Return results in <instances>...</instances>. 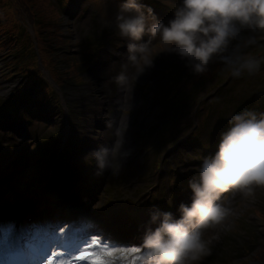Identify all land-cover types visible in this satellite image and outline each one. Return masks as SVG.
Instances as JSON below:
<instances>
[{
    "label": "rangeland",
    "instance_id": "rangeland-1",
    "mask_svg": "<svg viewBox=\"0 0 264 264\" xmlns=\"http://www.w3.org/2000/svg\"><path fill=\"white\" fill-rule=\"evenodd\" d=\"M120 2L121 0H0V103L11 95L10 92L14 93L34 80V86L40 87V100L49 101L53 105L52 117L38 111V105L27 112L32 117L23 112L31 122L21 121L20 127L12 126L6 117L0 118V146L10 147V151H26L32 143L33 146L37 143L38 136L47 137L61 130L62 140L73 136L74 143L69 148L72 152L69 156V168H72L78 178L76 186L80 188L84 182L92 184L93 189L97 188L96 205L99 208L106 205L108 212L117 215L116 223H122L115 230L125 228L129 235H134L131 224L134 218L145 222L144 229L148 212L153 206L175 213L179 203L190 198L191 194L187 193L186 187L178 193L176 188L183 186L195 174L196 166L199 167L197 159L209 154L208 150L199 145L210 146L218 133L221 134L230 127L228 121L231 116L242 111L239 109L243 106L250 107L258 102L262 104L264 67H259L253 74L233 76L225 86L217 87L215 94L209 100H204L205 109L197 113V119V110L191 109V118L194 116V120H188L189 125L181 128L177 135L183 141L173 146L163 145L156 139L157 132H151L154 122L159 121L154 120L158 107L154 106L151 112L148 104L147 108L137 109L138 90L142 92L146 86L148 100L152 103L151 97L158 91L159 85L163 81L161 88L165 89L169 85L163 71L164 62L179 64L181 61L174 55L160 53L154 60V66L135 84L130 98L112 83L111 77L116 74L125 52V42L116 39L108 22L114 18ZM143 2L150 5L159 18L167 20L170 17V6L161 0ZM251 37L257 39L264 36L254 34ZM59 46L61 50L58 49ZM102 46L104 48L99 52L97 68L87 73L85 67L91 64L89 52ZM247 49L249 47L243 49V52ZM209 68L203 73L207 76L200 96L215 88L228 72L217 62H211ZM33 72L39 76L31 79L23 77ZM53 80L56 85L55 93L49 84ZM58 85L63 87L62 94ZM126 107H130L127 112V147L131 150V155L117 175L105 173L97 176L94 164L85 160L93 151L89 147L110 142L111 130L107 128V123L118 122L125 115ZM41 116L45 119L39 122ZM181 122L178 124L182 127ZM195 125L199 129H195ZM145 134L148 135L147 138ZM194 135L197 136L196 139H192ZM79 145L81 149L77 151ZM166 146L171 147L161 153ZM2 168L3 164L0 163V169ZM183 178L187 180L180 182ZM113 179H118L123 185L114 186L113 190L118 193L107 196L103 189L107 182L108 190V183ZM231 207L233 214L218 229L219 239L210 246V254L203 258L202 264H222L223 259L229 260L230 264H260L247 256L248 247L239 254L241 258L230 254L237 251L235 248L241 242L245 243L246 232L264 235V190L257 189L250 197L236 194L231 197ZM125 210L130 211L127 212L130 215L124 217ZM259 222L263 223V227H258ZM256 240L259 241V238ZM262 242L264 243V237L257 249L253 246V254L264 262Z\"/></svg>",
    "mask_w": 264,
    "mask_h": 264
},
{
    "label": "clouds",
    "instance_id": "clouds-1",
    "mask_svg": "<svg viewBox=\"0 0 264 264\" xmlns=\"http://www.w3.org/2000/svg\"><path fill=\"white\" fill-rule=\"evenodd\" d=\"M161 2L171 8L167 20L143 0H121L108 22L125 42L111 81L129 98L160 53L174 55L193 75L207 72L211 62L221 63L234 77L258 71V62L243 49L255 42L245 33L264 36V0ZM128 111L130 107L118 122L107 123L110 142L100 143L85 157L97 176L117 175L131 155ZM228 123L216 150L202 159L198 173L188 181L189 202L180 203L175 213L156 206L148 212L138 246L139 264H202L219 239L218 229L233 214L231 197L264 190V112L242 110Z\"/></svg>",
    "mask_w": 264,
    "mask_h": 264
},
{
    "label": "snow or ice",
    "instance_id": "snow-or-ice-1",
    "mask_svg": "<svg viewBox=\"0 0 264 264\" xmlns=\"http://www.w3.org/2000/svg\"><path fill=\"white\" fill-rule=\"evenodd\" d=\"M98 245L103 248L104 255L93 252V251H81L77 256V260H85L92 258L93 264H105V257H112L116 252L120 251L119 248H112L107 245L102 239L97 238ZM97 244L91 245V247H96ZM133 252H138V246H134L131 249Z\"/></svg>",
    "mask_w": 264,
    "mask_h": 264
},
{
    "label": "trees",
    "instance_id": "trees-1",
    "mask_svg": "<svg viewBox=\"0 0 264 264\" xmlns=\"http://www.w3.org/2000/svg\"><path fill=\"white\" fill-rule=\"evenodd\" d=\"M245 36L247 37H250L251 34L250 33H245ZM258 49H262V47H258ZM31 76H29L30 78ZM183 77V72H179V70H177V68H173V71L169 74V79L172 81V82H176L178 80H181ZM196 84H199V81H197L195 84H193V86H195ZM30 85V88L26 89L23 93L24 95H27V96H31L32 99H36L37 98V94H38V90H39V86L38 87H35L32 85V82L29 81L27 84L23 85L24 87L26 86H29ZM192 86V87H193ZM168 93H169V89H168ZM174 92H172L171 94H174ZM167 94H163V96L161 97H166Z\"/></svg>",
    "mask_w": 264,
    "mask_h": 264
}]
</instances>
